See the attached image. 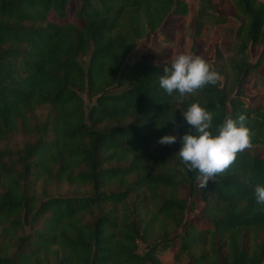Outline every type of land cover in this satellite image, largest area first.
<instances>
[{"label":"trees","instance_id":"obj_1","mask_svg":"<svg viewBox=\"0 0 264 264\" xmlns=\"http://www.w3.org/2000/svg\"><path fill=\"white\" fill-rule=\"evenodd\" d=\"M71 1L0 0V264H161L167 248L188 264H263L254 188L264 186V153H238L202 189L178 150L189 130L181 113L194 102L214 114L213 132L243 114L252 146L264 147V107L240 97L264 67V3L229 0L232 56L207 61L219 82L181 101L159 86L169 59L126 57L165 20L185 17L186 1L78 0L77 23ZM207 1L198 29L227 20ZM164 135L177 142L159 144ZM193 197L204 206L200 227L186 218Z\"/></svg>","mask_w":264,"mask_h":264},{"label":"clouds","instance_id":"obj_2","mask_svg":"<svg viewBox=\"0 0 264 264\" xmlns=\"http://www.w3.org/2000/svg\"><path fill=\"white\" fill-rule=\"evenodd\" d=\"M218 80L219 74L202 57L179 53L163 67L159 86L169 96L178 93L182 101L207 85H215ZM181 114L189 130L180 138L179 157L188 171L198 173V186L205 189L210 181L226 173L236 161L238 153L251 148L252 132L246 127L243 114L237 119L225 118L213 132L214 114L196 102L191 103ZM157 142L171 145L177 142V137L164 135ZM254 196L256 203L264 206V186L256 185Z\"/></svg>","mask_w":264,"mask_h":264},{"label":"rangeland","instance_id":"obj_3","mask_svg":"<svg viewBox=\"0 0 264 264\" xmlns=\"http://www.w3.org/2000/svg\"><path fill=\"white\" fill-rule=\"evenodd\" d=\"M188 4V12L185 17L165 20L160 28L152 34L136 41L126 57V61L137 57L149 56L154 62L169 59L171 61L179 53L198 55L206 61L221 62L225 58L232 56L231 51L226 46L228 41L235 40V27L238 21L232 14V5L229 0H208L207 11L225 15L227 17L224 25L208 24L197 28L195 12L199 7V0H184ZM264 3V0H257ZM78 6V0H72L67 7V17L77 23L74 11ZM48 19L56 21L52 14ZM264 33V27L262 29ZM261 47L257 46L246 52V59L254 62L259 56ZM86 56H79L82 64L86 63ZM220 79V77H219ZM219 82V80H218ZM85 108L90 105L85 94H81ZM248 104H260L264 107V67L258 72H250L243 84V91L240 96ZM253 152L264 153L263 146H252L249 148ZM178 194L186 197V187L180 186ZM193 209L186 212V218L192 221L197 227L202 225L204 219L203 203L197 198H190ZM143 244L139 242V249ZM175 248H167L158 253L161 264H188L185 256L175 259ZM264 264V263H263Z\"/></svg>","mask_w":264,"mask_h":264}]
</instances>
